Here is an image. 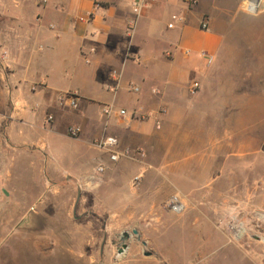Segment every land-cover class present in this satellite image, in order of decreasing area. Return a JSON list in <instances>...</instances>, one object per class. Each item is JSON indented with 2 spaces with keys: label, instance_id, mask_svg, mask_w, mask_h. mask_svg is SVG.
<instances>
[{
  "label": "crops",
  "instance_id": "obj_1",
  "mask_svg": "<svg viewBox=\"0 0 264 264\" xmlns=\"http://www.w3.org/2000/svg\"><path fill=\"white\" fill-rule=\"evenodd\" d=\"M134 1L0 0L3 219L13 217L19 223L31 212V170L37 166L48 178L39 198L45 194L54 199L61 193L57 181L85 177L100 165L115 167L119 162L112 163L94 145L105 136L116 137L122 148H142L147 156H195L201 146L204 169L221 170L225 181L231 159H244L260 145L264 90L255 71L264 58V17L242 12L241 0H198L190 10L181 0H155L136 18ZM92 12L95 18L89 24L77 22ZM181 16L183 22L177 20ZM132 19L136 27L131 38ZM203 20L208 31L200 30ZM4 50L8 56L3 60ZM203 52L214 57L211 64L200 56ZM219 53L224 64L220 73L215 68ZM113 72L121 74L118 90ZM195 82L199 90L191 95ZM130 85L140 92H131ZM67 93L77 94V110L59 105L58 97ZM108 105L114 107L110 116L102 111ZM118 109L128 116H118ZM161 109L166 113L159 114ZM200 124L213 140L183 132ZM70 126L81 129L77 138L68 135ZM90 150L98 153L92 161ZM168 183L173 190L174 183ZM212 183L207 180L204 186Z\"/></svg>",
  "mask_w": 264,
  "mask_h": 264
},
{
  "label": "rangeland",
  "instance_id": "obj_2",
  "mask_svg": "<svg viewBox=\"0 0 264 264\" xmlns=\"http://www.w3.org/2000/svg\"><path fill=\"white\" fill-rule=\"evenodd\" d=\"M258 1L241 0V11L263 18L264 0ZM262 40L264 54V35ZM219 55L218 73L224 66ZM255 73L264 90V58ZM186 127L183 132L190 136L213 140L204 124ZM203 151L199 146L195 156L122 159L102 174L93 170L69 182L57 181L61 193L55 199L39 198L48 178L33 168L29 215L18 223L13 217L3 219L0 211V264H264V138L243 160L231 159L229 181L222 179L221 170L204 169ZM88 154L92 161L98 153ZM138 175L141 183L134 186ZM207 180H213L211 186H204ZM173 196L185 204L179 213L171 208ZM133 229L141 239L132 236L119 255L123 233ZM144 251L153 254L146 257Z\"/></svg>",
  "mask_w": 264,
  "mask_h": 264
},
{
  "label": "built area",
  "instance_id": "obj_3",
  "mask_svg": "<svg viewBox=\"0 0 264 264\" xmlns=\"http://www.w3.org/2000/svg\"><path fill=\"white\" fill-rule=\"evenodd\" d=\"M150 1H155V0H135L134 1L132 8H133V13L136 16V18H138L142 14L143 10L145 8H147ZM181 2L186 6V8L188 10L193 9L198 4V0H181ZM250 9H252V8L250 7ZM94 18H95V16L92 12L88 15L78 17L77 22L82 23V24H89L91 21L94 20ZM177 20L180 22H183L184 19L181 16V17L177 18ZM173 26H174V24H170L169 28H173ZM135 27H136V19H132L128 24V35L131 38L133 36ZM200 30H202V31H208L209 30V23L207 20H203L201 22ZM188 53L189 52H187V54ZM7 56H8V51L4 50L1 54V59L4 60ZM200 56L205 58L207 60L208 64H211L214 61V57L210 54L205 53V52L201 53ZM86 62L89 63V60L86 59ZM120 78H121V74H119L117 72H113V79L117 82V85H116L117 90L119 89ZM129 90L133 93H139L140 92V88L136 85H130ZM198 90H199V84L197 82L193 83L191 88H190L191 95L197 94ZM155 93H157V92L155 91ZM58 102H59V105H61V106H67L71 109H77L78 104H79V98H78L76 93H67V94L60 95L58 97ZM102 111H103L104 115L110 116L114 112V107L109 106V105L104 106ZM165 113H166L165 109H161L159 112V114H165ZM117 114L121 118H125L128 116V112L124 109H118ZM47 119L49 121H52L53 117L49 116ZM161 126H162V122L160 120H158L156 123L157 129H161ZM67 132L71 138H77L79 136V134L81 133V129L79 127H76V126H70L68 128ZM94 145L99 150L105 151L106 154L108 155L109 160L112 163H117V162L121 161L122 159L140 160L146 156V152L142 148H137V149H133V148H129V147L122 148L119 140L113 136L102 137L99 140H97L94 143ZM104 171H105V168L103 165H100L96 168L97 174H102ZM141 180H142L141 175L136 176L133 179V185L134 186L139 185L141 183ZM170 204H171V208L176 213L181 212L185 208V204L182 202V200L178 196H173Z\"/></svg>",
  "mask_w": 264,
  "mask_h": 264
},
{
  "label": "water",
  "instance_id": "obj_4",
  "mask_svg": "<svg viewBox=\"0 0 264 264\" xmlns=\"http://www.w3.org/2000/svg\"><path fill=\"white\" fill-rule=\"evenodd\" d=\"M132 236H136L138 240L141 239V236H140V234H139L137 229H133L131 234L128 233V232L123 233V236L121 237V241H122L121 247L118 248V254L119 255H123L125 253V251L128 248V245L126 244V241H128ZM142 245L145 248L147 247V243L146 242H142ZM152 254H153V252L144 251V256H146V257H150V256H152Z\"/></svg>",
  "mask_w": 264,
  "mask_h": 264
}]
</instances>
